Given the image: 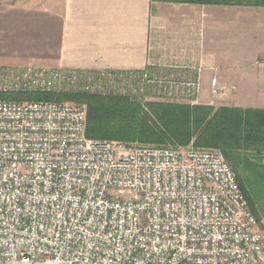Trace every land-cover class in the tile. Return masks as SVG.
Here are the masks:
<instances>
[{"label":"built area","instance_id":"obj_1","mask_svg":"<svg viewBox=\"0 0 264 264\" xmlns=\"http://www.w3.org/2000/svg\"><path fill=\"white\" fill-rule=\"evenodd\" d=\"M200 90L150 70L0 65L5 94L197 105ZM87 115L0 100V264H264V233L219 150L92 140Z\"/></svg>","mask_w":264,"mask_h":264},{"label":"crops","instance_id":"obj_2","mask_svg":"<svg viewBox=\"0 0 264 264\" xmlns=\"http://www.w3.org/2000/svg\"><path fill=\"white\" fill-rule=\"evenodd\" d=\"M263 61L264 7L0 0L1 66L150 70L199 80L197 105L264 109Z\"/></svg>","mask_w":264,"mask_h":264},{"label":"trees","instance_id":"obj_3","mask_svg":"<svg viewBox=\"0 0 264 264\" xmlns=\"http://www.w3.org/2000/svg\"><path fill=\"white\" fill-rule=\"evenodd\" d=\"M160 3L264 7V0H153ZM0 100L59 101L87 106L86 135L159 147L216 149L233 168L247 205L264 213V109L140 102L85 94H5Z\"/></svg>","mask_w":264,"mask_h":264},{"label":"rangeland","instance_id":"obj_4","mask_svg":"<svg viewBox=\"0 0 264 264\" xmlns=\"http://www.w3.org/2000/svg\"><path fill=\"white\" fill-rule=\"evenodd\" d=\"M33 1H37V0H27V2H33ZM38 1H42V2H46L48 0H38ZM264 63V61H263ZM8 67V66H7ZM11 68H18V67H11ZM90 96H96V95H90ZM96 97H103V96H96ZM117 97V96H116ZM86 106V105H85ZM87 107V106H86ZM130 144H136V145H142L139 143H130ZM144 145V144H143ZM146 146H154V145H146ZM191 146V145H190ZM259 228L260 230L264 233V213L262 216L259 215Z\"/></svg>","mask_w":264,"mask_h":264}]
</instances>
